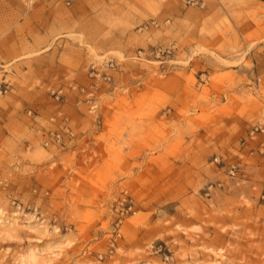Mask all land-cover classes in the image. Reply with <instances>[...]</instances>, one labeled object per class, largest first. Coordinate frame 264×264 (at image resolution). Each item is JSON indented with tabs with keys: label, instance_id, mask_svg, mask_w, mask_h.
Wrapping results in <instances>:
<instances>
[{
	"label": "rangeland",
	"instance_id": "1",
	"mask_svg": "<svg viewBox=\"0 0 264 264\" xmlns=\"http://www.w3.org/2000/svg\"><path fill=\"white\" fill-rule=\"evenodd\" d=\"M235 1L0 0V264H264V34Z\"/></svg>",
	"mask_w": 264,
	"mask_h": 264
},
{
	"label": "crops",
	"instance_id": "2",
	"mask_svg": "<svg viewBox=\"0 0 264 264\" xmlns=\"http://www.w3.org/2000/svg\"><path fill=\"white\" fill-rule=\"evenodd\" d=\"M234 5L236 7H231L228 4L224 5V8L229 11L230 14L240 15L242 18L241 26L242 30L245 32H253L254 34L262 33L264 30H259L258 26L255 24V21L251 18H246L250 15H255L257 17H264V0H238L235 1ZM233 11V12H232ZM260 18V19H261ZM264 19V18H263ZM262 45V44H261ZM260 45V46H261ZM264 46V45H263ZM258 47V46H257Z\"/></svg>",
	"mask_w": 264,
	"mask_h": 264
},
{
	"label": "built area",
	"instance_id": "3",
	"mask_svg": "<svg viewBox=\"0 0 264 264\" xmlns=\"http://www.w3.org/2000/svg\"><path fill=\"white\" fill-rule=\"evenodd\" d=\"M153 26H157L158 24L155 22L152 24ZM151 27V25H146L145 29H148ZM258 81L260 82V79L258 78ZM57 99L60 100L64 97L63 90H59L57 92ZM32 114V112H30ZM255 134H264V124L257 125L253 128L251 132V137H253ZM45 146H47L49 143H55L56 145L60 147H66L68 143L72 142L74 140V134L71 131L70 127L64 123L63 127L59 131H49L45 134ZM258 152L264 156V142L261 143L258 147ZM132 207H130L131 209Z\"/></svg>",
	"mask_w": 264,
	"mask_h": 264
}]
</instances>
